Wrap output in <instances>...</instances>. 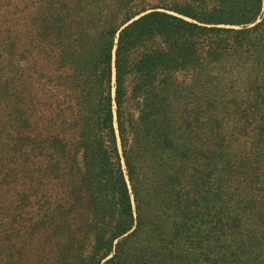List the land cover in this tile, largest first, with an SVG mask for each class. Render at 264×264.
Listing matches in <instances>:
<instances>
[{
    "label": "trees",
    "instance_id": "trees-1",
    "mask_svg": "<svg viewBox=\"0 0 264 264\" xmlns=\"http://www.w3.org/2000/svg\"><path fill=\"white\" fill-rule=\"evenodd\" d=\"M205 1L0 0V264H264V0Z\"/></svg>",
    "mask_w": 264,
    "mask_h": 264
},
{
    "label": "rangeland",
    "instance_id": "rangeland-1",
    "mask_svg": "<svg viewBox=\"0 0 264 264\" xmlns=\"http://www.w3.org/2000/svg\"><path fill=\"white\" fill-rule=\"evenodd\" d=\"M214 0H206L205 2L210 3ZM137 3H146V5H163L164 7H173L174 5L181 6L185 4V0H135ZM141 5V4H140ZM264 11V7L262 9ZM260 21L257 19L254 23ZM252 23L251 25H253ZM250 25V26H251ZM229 27V25H222ZM236 27V26H234ZM135 57V56H134ZM136 58H139L137 56ZM143 164L138 167L136 175L139 176L141 182L140 191L144 196V207H143V216L146 220V230H150L153 233L152 238L153 242H158L164 245L168 249L173 245L171 236L169 233L172 232V195L169 193L167 188V176L160 171L159 163H156L154 160L150 162L149 159H142ZM164 168V167H163ZM12 194L10 187L0 185V208L5 207V204L9 201V197ZM142 196V197H143ZM145 227L142 229V236L145 234ZM180 234V232H178ZM185 235V228L182 231V236ZM179 235L173 238V243L177 244L180 241L185 243L184 238L179 239ZM170 243V246L167 244ZM184 261V256L182 257Z\"/></svg>",
    "mask_w": 264,
    "mask_h": 264
}]
</instances>
